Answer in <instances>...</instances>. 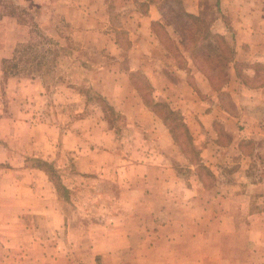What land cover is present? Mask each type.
Listing matches in <instances>:
<instances>
[{"label":"crops","instance_id":"1","mask_svg":"<svg viewBox=\"0 0 264 264\" xmlns=\"http://www.w3.org/2000/svg\"><path fill=\"white\" fill-rule=\"evenodd\" d=\"M7 1L0 0V6ZM144 1L150 7L139 14L146 17L156 44L138 46V59L132 62L131 56L120 80L91 81L128 128L108 123L103 107L97 124H89L88 114L65 113L57 119L53 105L47 123L40 121L42 114L32 110L39 107L35 102L42 83L36 78L7 79L6 91L14 100L13 110L0 111V162L10 164L0 170V264H118L121 253L141 241L142 231L146 259L152 264H206L222 258L216 252L232 245L233 214L244 207L254 208L240 220L241 234H246L244 228L252 230L255 236L246 243L264 245V208L253 206V191H258L253 186H260L264 177L254 185L251 166L264 167V0H220L214 21L207 22L208 44L215 47L218 37L230 46L219 86L212 78L216 65L201 66L203 60L211 64L217 54L197 57L195 41L175 40L169 20L161 23L164 8ZM204 1L181 3L204 21ZM155 21L172 47L160 44ZM23 25L15 13L0 14V34L10 38L0 42V62L10 59L15 45L24 40ZM226 92L230 103L222 104L219 98ZM79 105L83 112L82 95ZM173 115L180 118L191 152L181 147L177 123L169 119ZM231 153L232 162L233 155L238 160L235 171L220 164ZM33 157L56 167L73 164L76 173L61 176L69 197H63L46 172L26 165ZM15 163L20 167L14 168ZM185 163L191 170L186 174ZM199 165L208 168L212 183H205L196 170ZM235 173L240 182L233 181ZM84 177L92 180L93 198L75 202L70 181L79 183ZM218 232L225 239L216 241Z\"/></svg>","mask_w":264,"mask_h":264},{"label":"rangeland","instance_id":"2","mask_svg":"<svg viewBox=\"0 0 264 264\" xmlns=\"http://www.w3.org/2000/svg\"><path fill=\"white\" fill-rule=\"evenodd\" d=\"M192 2L193 0L188 5L192 6ZM161 4V2H156L154 6L157 9V6L160 8ZM148 5L144 0H8L5 6H0V14L3 11H8L17 15L18 21L24 23L21 27V31H24V40L15 45L13 50L15 57L11 63H3L2 60L0 62V111L13 110L12 102L14 99H10L6 91V83L9 77L36 78L42 83L43 91L40 100L35 102V106L39 107H33L32 113L35 115L40 112L42 114L40 115V121L47 123L48 110L53 105V112L57 114V119L60 117L62 120L65 113L70 117H75L77 114H88L89 124H97L102 118L99 115V109L103 106L106 117L110 120L108 123L116 128H120V126L128 128L125 125L124 117L116 115L108 107L105 100L92 88L91 81L97 78L108 79L113 76L118 78L116 80H120L122 77L121 69L129 66L131 56H133L132 62L138 59V53L135 51L138 46L141 48L154 47L157 41H155L152 32L149 30L148 21L143 15V12L150 7ZM201 6L203 8L204 22L207 24V22L212 23L214 21L216 10L220 9L221 2L220 0H206L201 3ZM139 13L143 14L140 15ZM163 13L164 16L161 15L160 21L162 24H166L167 20L170 21L169 32L175 40L181 39L186 44H192L191 42L195 41L197 57L200 56L203 60L207 54H217L211 64L207 60H203L204 64L201 66L207 69L213 63L216 65L212 78L215 79L214 84L219 86L223 79L222 64L224 56L228 57L229 55V43L225 45L219 41L218 37H215V47H212L208 44L209 37L205 35L206 29L203 26H195L194 22L189 18L183 15L179 16L171 10L164 9ZM170 27H175L177 30ZM155 28L160 36V44L171 46L170 42L167 43L168 35L164 33L163 29L157 25ZM195 28L199 29L197 33L194 32ZM19 34H22V32H19ZM203 35L204 38L202 37ZM7 40L9 41L10 38L0 34V42ZM219 54L223 58H220ZM13 64L15 65L12 66ZM135 76L142 79L139 74ZM142 83L144 85L143 80ZM234 85L235 83L233 82L232 86ZM80 95H82L83 101L85 100L86 103L83 112L78 111ZM219 99L222 104L230 103L228 92L222 94ZM55 102H57V108H55ZM1 104L3 106L2 109ZM60 106L62 107L60 108ZM16 118L18 117L16 116ZM51 119H53L52 115ZM169 119L172 125L178 124L175 126L178 127L181 142L183 143L181 147L183 151L188 152L190 149L188 135L185 136V132L182 131L184 127L179 122L180 118L177 115H173L169 116ZM61 120L60 122H62ZM191 155L193 154L191 153ZM229 156L230 158L221 159L225 160V162L220 164L226 166V169L232 168L235 171L238 168V160L235 161L237 156L233 155V162L232 153ZM224 163L227 165H224ZM20 165V163H15L14 168L20 167ZM26 165L46 172L57 185L63 197H69L68 192L70 191L67 190L66 192V189H62L60 184L63 185L61 176L76 173L73 164H65L66 167H56L53 162L33 157L28 160ZM186 166V163L182 166L185 174L191 171ZM251 166L254 175L253 182L256 185L258 179L264 177V172L259 174L260 170L262 171L263 169L264 171V167H259L257 163L255 165L251 163ZM7 167H10V164L0 162V170ZM196 170L205 177L206 184L212 183L213 178L209 177L208 173L210 171L207 167L199 165ZM238 174L235 173L233 175V181L240 182V179L236 178L239 176ZM82 180L80 179L81 182L79 183L70 181L71 186L75 188L72 191V199L75 202L80 197L89 196V200L93 198L91 197L93 196L91 191H94V189L90 185L92 180L86 177ZM260 182L261 185L253 186V190H260V192L264 193V180H260ZM243 185L245 189L249 188L250 190L252 188L251 185L248 186L246 183ZM258 191H253L255 195L253 206L264 208V195L262 197L258 196ZM257 202H259V205H255ZM253 208L251 207L250 211ZM250 211L244 207L234 212L232 245L227 246L221 252H216L218 256L224 254L222 258L207 260L206 264H264V245L251 244L248 241L246 243L249 237L255 236V233L252 230L248 232V229L244 228L246 234H241L244 231L240 228V220L247 218V213H252ZM95 213L94 211L92 212L93 216L96 215ZM72 214L73 220H77V212ZM83 219L89 221L88 216L83 217ZM139 231L138 229L136 232L138 233ZM141 234H144L143 237H139L141 241L133 243L131 249L121 253V260L118 264H152L149 259H146L145 246L147 243H143L145 232L142 231ZM215 238H217L216 241H221L225 239V236L223 233L220 234L218 232ZM239 240H243L242 244L237 243ZM98 260L101 261L100 258ZM160 263L161 261L158 260V264Z\"/></svg>","mask_w":264,"mask_h":264},{"label":"trees","instance_id":"3","mask_svg":"<svg viewBox=\"0 0 264 264\" xmlns=\"http://www.w3.org/2000/svg\"><path fill=\"white\" fill-rule=\"evenodd\" d=\"M148 1H150V2H158V1H160L162 4H161V7L162 6H164V7H162V9L164 8V9H166V10H171V11H174L176 14H178L179 16H181V15H183V16H185L186 18H189L191 21H193L194 22V25L195 26H198V27H200V26H203L204 28H206V26H207V24H205V22L202 20V19H200V18H198L197 16H195V15H193V14H191V13H188V12H186L184 9H183V6H182V3H181V0H148ZM169 24H171L170 23V21L168 22ZM158 26V27H160V28H162V25L161 24H159V22H153L152 23V26L153 27H155V26ZM17 51V50H16ZM14 57H15V54L13 55V57H11L10 59H2V62L3 63H11L13 60H14ZM15 64H13L12 66H14ZM107 104V103H106ZM108 105V104H107ZM103 107V106H102ZM108 107H109V105H108ZM110 108V107H109ZM103 109H104V107H103ZM111 109V108H110ZM105 110V109H104ZM46 164H47V162H45ZM60 186H61V188L62 189H66L63 185H61L60 184ZM56 187H57V185H56ZM58 188V187H57ZM59 189V188H58Z\"/></svg>","mask_w":264,"mask_h":264}]
</instances>
